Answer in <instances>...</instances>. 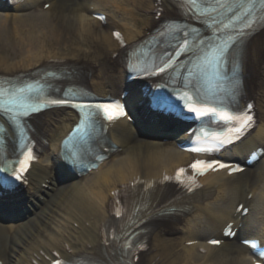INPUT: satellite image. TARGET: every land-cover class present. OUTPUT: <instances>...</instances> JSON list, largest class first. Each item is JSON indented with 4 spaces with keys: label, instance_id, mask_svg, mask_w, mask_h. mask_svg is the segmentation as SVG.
<instances>
[{
    "label": "bare ground",
    "instance_id": "obj_1",
    "mask_svg": "<svg viewBox=\"0 0 264 264\" xmlns=\"http://www.w3.org/2000/svg\"><path fill=\"white\" fill-rule=\"evenodd\" d=\"M5 4L6 0H0V7ZM8 7L21 13L0 19V54L20 60L2 58L0 76L67 66L73 78L97 96L120 98L126 91L128 115L109 126L108 138L115 146L107 151L109 157L113 155L109 162L100 163L88 181L64 186L57 182L69 175L58 168V152L61 139L76 122L75 114L53 109L29 120L31 137L41 154L23 177L29 191L22 195L16 187L0 188V202L11 193L1 206L13 204L23 209L28 195L35 199L34 205H42L34 217L18 226L0 224V263L102 259L121 194L152 187L158 192L156 203L139 219H144L145 242L133 264H255L240 241L258 238L264 245V154L260 162L241 173H230L231 167L211 170L198 178L196 188L183 186L174 180L175 173L196 158L177 146L188 137V125L137 107L139 103L145 106L146 99L136 86L125 82L122 60L126 50L164 19L178 17L177 5L171 0H25ZM27 8L33 9L22 12ZM97 15H104V22ZM16 24L24 25L11 29ZM241 53V106L250 104L256 124L248 136L220 155V161L232 164L252 151H264V28L246 40ZM141 113L158 122L151 127L160 130L157 138L142 133ZM129 117H133L132 124ZM182 129L185 132L178 133ZM169 136L171 140L165 141ZM4 138L7 149L13 150L9 129ZM173 199L169 206L179 211L162 209ZM239 205H243L241 211L244 207L250 211L242 216L236 211ZM226 228L234 233L232 238L223 236ZM210 234L218 236V246L209 244L216 240ZM123 240L115 235L112 243L120 246Z\"/></svg>",
    "mask_w": 264,
    "mask_h": 264
},
{
    "label": "snow or ice",
    "instance_id": "obj_2",
    "mask_svg": "<svg viewBox=\"0 0 264 264\" xmlns=\"http://www.w3.org/2000/svg\"><path fill=\"white\" fill-rule=\"evenodd\" d=\"M261 4H264V0H260ZM245 16H247V13H245ZM237 19L240 21L237 25H225V27L234 26L237 28V33L239 35L244 34V28L251 27V20L250 18H245L244 16L237 17ZM215 23L216 21L213 20ZM119 35L118 33L116 34ZM236 37L235 36H229L225 39L224 43L219 44L215 47L213 51V55L211 57H207L205 59V65L206 66H212L215 67V63L219 61L222 57H224L227 54V51L229 48L232 47V44L235 42ZM37 91L36 88H34L32 85H28L27 89H18L16 92H10L9 90L0 88V113H8L13 118L16 117H23L31 114V112L38 111L39 109H42L45 107V104L39 103L36 105H33L31 103L25 102V97L23 94L25 92H34ZM48 105H65L68 103V100L66 99H48L46 101ZM99 109H102L108 120H114L119 118L120 116L124 115V109L121 105L118 103H109V104H101L96 106ZM192 111H196L197 114H200V110L198 109H192ZM203 111L211 112L213 114L221 115V118L226 121L231 120H237L242 121L241 127L246 125L249 121H251L252 117L250 115H247L246 113H238L236 115H228V114H220L217 113L216 109L209 108L204 109ZM84 123V121H82ZM235 131L239 132L240 128H236ZM194 151H201V149H194ZM33 159L32 153L29 151L27 154H24L23 160H20L19 163V171H16L15 169L11 170V175L14 176L15 180H20L23 172L27 170L28 162ZM219 168L229 167V165L220 163ZM216 167L215 162H207V161H195L191 165V168L200 173L203 174L208 169H213ZM236 171H240L239 167L235 169ZM9 168L6 165L3 169H0V172H8ZM185 169H179L177 171V181H180L181 177L185 174ZM167 179V177L165 178ZM2 182V181H0ZM227 234V233H226ZM214 246L219 245V241L213 240L210 241ZM253 244V247H255L254 242H250Z\"/></svg>",
    "mask_w": 264,
    "mask_h": 264
},
{
    "label": "rangeland",
    "instance_id": "obj_3",
    "mask_svg": "<svg viewBox=\"0 0 264 264\" xmlns=\"http://www.w3.org/2000/svg\"><path fill=\"white\" fill-rule=\"evenodd\" d=\"M33 8H27V9H24V10H22V12H28V11H30V10H32ZM12 11H10V10H8V9H5V8H3V7H1V9H0V19L3 17V15H6L5 13H11ZM14 13V12H13ZM25 13H23V14H25ZM139 14H142L143 15V13H140L139 12ZM17 16H19V15H17ZM22 25H24V24H16L15 26H11V29H14L13 27H15V28H21L22 27ZM2 58H4V56H3V54H0V60L2 59ZM5 59V58H4ZM20 60V58L19 57H6V59H5V61L6 62H18ZM110 160V159H109ZM107 161V160H106ZM92 177V175L90 174V172L89 173H87L86 175H84L83 176V180L82 181H84V180H89L90 178ZM52 195H53V193H52ZM46 198H48V196H46ZM45 198V199H46ZM29 199H33L34 200V198H29ZM33 209H32V212H37L38 211V209L33 205V206H31ZM37 210V211H36ZM239 212V211H238ZM34 213H33V215H34ZM259 218V217H258ZM14 226H16V225H14Z\"/></svg>",
    "mask_w": 264,
    "mask_h": 264
}]
</instances>
